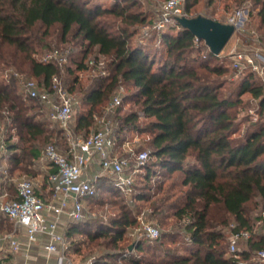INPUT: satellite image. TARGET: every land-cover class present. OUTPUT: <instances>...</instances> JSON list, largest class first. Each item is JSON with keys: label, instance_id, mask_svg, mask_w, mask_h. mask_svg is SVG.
Masks as SVG:
<instances>
[{"label": "trees", "instance_id": "obj_1", "mask_svg": "<svg viewBox=\"0 0 264 264\" xmlns=\"http://www.w3.org/2000/svg\"><path fill=\"white\" fill-rule=\"evenodd\" d=\"M198 1H185L184 9L189 16L198 15L189 12ZM234 1L251 2L259 29L264 27V0ZM138 4V0L108 3L101 0H0V71L14 70L8 71V77H0V121L3 124L0 192L6 190L8 197L14 198L19 177L26 175L33 181L37 180V175H43L40 182L33 184L34 188L41 197L52 196L47 177L55 167L41 158L42 151L46 144L53 143L69 155V143L65 130L48 117L47 103L26 95L22 85L33 79L49 89L51 78L56 74L63 86L73 93L78 78L73 75L62 80L61 67L70 62L75 69L84 70L88 67L87 56L95 50V58H110L105 67L109 69L107 73L96 75L86 88L87 109L79 112L70 128L83 137L98 129L102 116L96 114L95 108L112 99V92L119 83L134 87L136 107L121 112V97L113 113L106 116L111 121L114 151L129 159V169L145 168L144 179L152 178L155 171L151 166L154 165L160 176L178 174L181 185L186 187L178 200L169 201L167 205L173 210L177 232L184 234V242L175 244L172 240L175 245H165L169 231H159L157 238L148 240L160 247V261L128 251L124 256L127 263L240 264L244 261V264H264L251 258L253 252L264 248V80L255 71L246 69L228 90V66L219 61V55L211 53L203 40L178 22L161 30L148 31L147 38H156L163 48L158 55L150 53L145 43H132L138 29L151 25L156 19L155 15L136 9ZM53 27L63 42L69 36L79 40L82 47L77 60L72 59L71 48L62 47L49 50L64 53L66 60L62 63L36 57L39 49L48 46L46 38ZM260 43H264V36ZM69 66L66 71L71 75L74 69ZM245 93L249 94L250 101H255L254 115H240L249 103L242 97ZM33 108L38 113L31 114ZM38 114L46 115L58 129L35 119ZM142 118L147 120L141 121ZM130 131L150 135L148 159L141 166L131 158L132 154L122 151ZM13 136L17 139L13 140ZM39 139L46 141L43 147L35 144ZM149 158H153L150 164ZM43 163L45 166L41 165ZM4 168L6 176L2 172ZM137 172L133 175L131 192L135 200H146L145 194H134ZM99 173L89 178L95 187L89 199L96 196L99 189L122 195L113 175ZM166 200L167 193L160 198V218ZM250 202L260 208L256 219L258 230L254 229L249 215ZM231 221L230 233L250 232L245 240L247 247L234 253L228 249L229 238L225 233ZM135 223L132 209L125 204L109 222L88 216L83 207L82 219L70 221L65 228L67 251L79 253L85 240L76 242L74 235H84L88 248L92 245L113 250L95 257L91 264H113L110 260L122 252L120 241ZM143 250L142 242L135 241L134 252Z\"/></svg>", "mask_w": 264, "mask_h": 264}, {"label": "built area", "instance_id": "obj_2", "mask_svg": "<svg viewBox=\"0 0 264 264\" xmlns=\"http://www.w3.org/2000/svg\"><path fill=\"white\" fill-rule=\"evenodd\" d=\"M186 0H165L157 12V17L151 25H146L144 33L150 29L161 30L168 24L178 22L180 16L189 17L184 9ZM225 23L237 25L240 23L234 17H228ZM239 24L236 26L238 28ZM55 59L59 63L66 60L64 53L57 50L45 53L43 60ZM102 61L95 58L88 60V67L93 75H98ZM236 70L250 69L262 75L264 72V46L249 52L237 53L232 62ZM15 75H18L16 72ZM26 95L39 97L47 105L48 117L57 122L66 132L69 143V155L62 153L53 143L45 145L41 158L51 163L55 170L48 174V182L52 187L51 199L41 197L35 190L31 178L23 175L17 179L15 185V197H8V192H0V211L11 222L12 228L0 233V264H12L1 259V253L5 246L14 253L21 249L22 243L15 234L18 227L23 229L27 247L37 241L40 234H47L49 240L44 244L45 251L56 254V264H91V260L74 262L66 254L68 242L65 239L64 231L70 221H78L83 217V203L81 198L90 197L95 193V187L85 176L86 169L94 155L101 167L99 175H113L116 187L125 195L131 193L133 175L137 168L129 169V159L114 151L115 141L112 136L111 121L103 116L100 118V127L87 136L76 134L70 128V120L73 114V95L63 86L58 75L51 78L50 88L40 86L35 80L28 79L23 83ZM120 86L112 99L106 106V111H111L121 102ZM122 147L127 153L135 157L137 165L144 164L148 159V151L141 149L135 151L130 142L125 140ZM6 176L7 170L3 171ZM62 214L66 215L63 230L58 229L62 221ZM143 231L148 238L154 239L159 236V229L151 223L143 224ZM250 233L246 230L232 232L229 237L228 249L230 252L237 250V241L241 238L247 240ZM256 257L264 261V248L255 252Z\"/></svg>", "mask_w": 264, "mask_h": 264}, {"label": "rangeland", "instance_id": "obj_3", "mask_svg": "<svg viewBox=\"0 0 264 264\" xmlns=\"http://www.w3.org/2000/svg\"><path fill=\"white\" fill-rule=\"evenodd\" d=\"M101 1L104 3H108L111 0ZM164 1L165 0H138L139 4L136 9L144 11V13H146L147 15H155L156 18L157 12L161 8V5ZM189 12L190 14H205L221 22H225L228 17H234L240 22L238 28H236V30L226 42L218 56L219 61L225 63L228 66L226 76L229 81V90V88L233 87L240 79V77H242V75L246 72V69L239 71L233 67L232 62L234 56L239 52H249L257 48H262V46H264V43H260V39L264 36V27H262L261 29H259L258 27V18L255 13L256 11L254 5L251 2L247 1L241 2L234 0H199L197 3L191 6ZM144 27L142 26L138 29L137 34L132 37L131 42L145 43L149 48L148 50L150 53H155V55H158L160 52H162L163 48L157 44L156 38L150 40L147 38L149 34L148 32H143L145 29ZM50 32V35L46 38V41L49 44L47 47L39 49V52L36 54L37 58H43L44 54L50 52L49 50L53 47H62L64 49L71 48L72 59L77 60L79 58L78 51L82 46L79 45L78 39L69 36L67 38V41L63 42L59 39V36L57 35V32L54 27L50 30ZM93 58H95V50H92V53L87 56L88 60ZM95 59L100 60L103 63L100 68V70L103 71L101 74L107 73V70L109 68L106 69L105 67L109 63L110 58L107 56H98ZM214 62L216 61H212L211 63ZM67 65H70L69 67H71V69H74L71 75L68 74L66 71ZM67 65L61 67L62 80L67 77H72L73 75H76L78 78V83L75 86L74 92L71 93L74 97V104L73 114L69 125L73 126L75 124L79 112L87 109V105L84 103V94L86 88L91 85L96 76L91 73L89 67L84 70H77L75 69L73 63L69 62ZM8 71L12 72L14 70L10 68L8 70L5 69L3 71H0V77H8ZM24 80L25 79H23L22 82ZM120 86L123 87V90L119 94L120 97H122L121 112L124 113L136 107L134 97L135 88L124 83H119L114 88L112 92L113 95L116 93L117 89ZM242 97L244 101L248 100L249 103L245 105V108L241 111L240 115H245L247 113L250 115H254L253 106L255 105V101H250V96L247 93L243 94ZM109 102L110 99H107L95 108V112L97 115H99V117H109V114L113 113L116 107L113 108V110L111 111H106L105 109ZM31 103L34 102L31 101ZM30 112L31 114L38 113L37 110L34 108L30 110ZM35 119L43 121L48 127L53 128L54 130H57L59 127L56 123H53L51 120H49L46 115L38 114ZM94 119H96L95 121L97 122L99 121L98 118L94 117ZM146 120L147 118H142L141 121ZM2 130L3 124L0 121V135ZM90 132H92V130ZM126 136V140L130 142L131 147H133L134 149H149L147 142L150 135L148 133L130 131L127 132ZM12 139L16 140L17 138L16 136H13ZM41 140L42 139H39V141H37L35 144L43 147L46 141ZM122 151H125V149L123 148ZM97 158L98 155H94V159ZM131 158L135 159L133 156H131ZM152 161L153 158H149L148 163L150 164L152 163ZM40 163L42 162L40 161ZM41 165L45 166L44 163ZM141 165L143 164H140L138 166ZM151 167H153L155 173L149 180L144 179L145 168L141 167L138 170L139 172H137L139 175L134 177L136 183V190L134 194H136L137 192L143 193L147 196L146 200H135L134 196L132 195L133 191L129 195H125L123 193L122 195H114L102 189H99L96 192V196L91 199H89L90 197L81 198L85 213L88 216L93 217L94 219L99 218L103 221L109 222L111 218L116 216V214L120 210V206H122L123 204H125L126 207L132 209V213L136 217V223L132 227L127 229L122 240L120 241V245L123 247L121 249V254H119L116 259L110 260L113 264H128L126 258H124L128 251L134 253L137 256L143 255V257L160 261V247H157L156 243H153L148 240V237L143 231V224L145 223H151L156 225L159 231H169V234L167 235V238L165 240V245L173 246L176 243H183L185 240L184 234L182 232H177V229H179L176 222L177 220L173 216V210L168 208L167 205L169 201H173L176 199L178 200L181 194H183V192L186 190V187L181 185L180 176L178 174H172L170 176L164 174L160 176V171L158 170V168H154V165ZM86 170L88 173L90 172L89 175L92 177L93 174L91 173V171L93 170V168L88 167ZM130 171L131 169L126 170L127 173H130ZM96 172H98V170H96ZM37 178V180L41 181L43 179V175H37ZM166 193L167 200L164 202L163 208L165 211L160 218V198L166 196ZM88 199L89 201H87ZM247 208L249 211L250 218L252 222H254V229L258 230V222H256V219L260 212V208L255 204V202H250ZM62 215L66 218L65 214ZM231 224L232 221L225 228V233L227 234L228 238L231 234L229 232ZM74 238L76 239V242L85 240V242L81 243L79 253L70 254L68 251L66 252L67 256L71 258L74 262L93 260L95 257L99 256L102 253H105L107 251H113L110 248L108 249L104 247H93L92 245L90 248H88V244L84 235H74ZM138 240L142 242V245L144 247V250L142 252H134V243ZM172 240L176 241L175 244L170 242ZM246 245L247 244L245 242V239H239L236 244L237 250L241 251L242 249L247 247ZM127 246H131V248L127 250ZM251 258L254 260H258L255 255V252L252 253ZM244 263L245 262L242 261L240 264Z\"/></svg>", "mask_w": 264, "mask_h": 264}, {"label": "crops", "instance_id": "obj_4", "mask_svg": "<svg viewBox=\"0 0 264 264\" xmlns=\"http://www.w3.org/2000/svg\"><path fill=\"white\" fill-rule=\"evenodd\" d=\"M264 80V72L262 75H260ZM88 167H92L93 170L91 173L97 174L99 171H101L96 159H93L90 161ZM87 167V168H88ZM98 170V172H96ZM90 173V172H89ZM89 173L85 172V176L89 179L91 176ZM38 179V178H37ZM36 179H34L32 182L33 184H36ZM40 182V180H38ZM1 191V188H0ZM52 197V196H51ZM48 198V199H51ZM5 217L2 212L0 211V233L4 231H8L12 228L11 222L7 219H3ZM67 218V217H66ZM65 217L63 215L61 216V222L58 225L59 230H63L65 226ZM7 222L9 223L7 225ZM16 238L22 243L21 249L18 252H12L8 246H5L4 250L1 253V259L9 261L12 264H56V254L50 253L48 254L44 249V244L49 240V237L47 234H40L37 238V241L34 243H31L29 247L26 245V238L23 233V229L18 227V230L15 234Z\"/></svg>", "mask_w": 264, "mask_h": 264}, {"label": "water", "instance_id": "obj_5", "mask_svg": "<svg viewBox=\"0 0 264 264\" xmlns=\"http://www.w3.org/2000/svg\"><path fill=\"white\" fill-rule=\"evenodd\" d=\"M177 21L181 26L189 29L197 39L203 40L214 55H219L239 24L221 22L204 15L180 16Z\"/></svg>", "mask_w": 264, "mask_h": 264}]
</instances>
